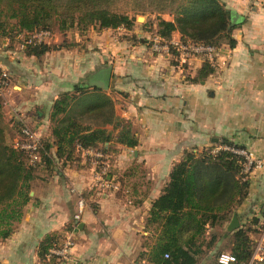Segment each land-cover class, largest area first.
<instances>
[{"label":"crops","instance_id":"1","mask_svg":"<svg viewBox=\"0 0 264 264\" xmlns=\"http://www.w3.org/2000/svg\"><path fill=\"white\" fill-rule=\"evenodd\" d=\"M221 1L238 15L231 32L235 44L223 41L216 47L214 70L201 80L193 79L203 57L180 62L176 53L153 52L149 34L135 27L58 33L48 42L62 46L40 56L5 51L3 61L13 78V91L4 101L13 110L7 122L19 121L46 138L54 166L31 181L22 219L9 237L0 239V264H51L38 256V244L73 218L76 194L69 187L90 191L96 185L68 257L55 264H136L134 252L143 248L134 236L142 231L151 201L185 150L224 137L264 158V5ZM162 17L172 19L167 13ZM170 38L180 39L179 32ZM99 81L107 88L95 84ZM76 84L99 87L114 100L115 114L130 121L138 139L135 148L114 141L110 151L76 144L71 156L56 157L51 106ZM140 170L146 173L144 182L135 175ZM102 171L103 187L97 180ZM247 179V195L235 213L240 223L258 217V228L264 220V166L252 169ZM129 185L138 193L129 192ZM257 234L249 232L251 239Z\"/></svg>","mask_w":264,"mask_h":264},{"label":"trees","instance_id":"2","mask_svg":"<svg viewBox=\"0 0 264 264\" xmlns=\"http://www.w3.org/2000/svg\"><path fill=\"white\" fill-rule=\"evenodd\" d=\"M120 1L123 0H0V37L16 44L15 50L4 45V51H16L33 31L48 29L52 32L50 24L57 17V31L60 33L72 29L81 33L89 27L97 30L131 29L135 17L115 9ZM151 1H154L152 10L158 13L154 34L169 39L172 32L178 31L181 41L216 47L225 41L230 47L234 46L231 32L238 24L229 27L232 13L221 0ZM250 1L264 5V1ZM135 3L142 10H147V5L137 0ZM160 12L171 15L172 19L163 18ZM139 25L143 29L146 22ZM60 45L44 41L26 44L22 51L40 56ZM213 70L212 63L204 60L193 80L204 79ZM3 71L0 66V77ZM49 118L55 122L51 133L57 148L56 157L71 156L76 144L82 148L101 147L103 151L113 148L111 141L130 148L138 144L130 121L115 114L114 100L96 86L88 88L76 84L72 92L60 94L52 103ZM23 126L28 125L19 121L5 122L0 108L1 240L9 237L16 223L22 219L24 206L31 198L29 192L31 181L37 175L36 169L46 170L54 166L51 153L38 165L31 166L25 152L13 146L12 141L21 134ZM41 141L49 152L50 142L46 138H41ZM218 141L243 147L229 138L222 137ZM104 142H109L107 148H103ZM201 149L204 150L200 153L194 148L183 152L172 165L160 193L151 201L143 228L153 229L154 241L149 249L143 248L139 252L136 264H196L205 249L214 246L216 241L215 235L205 238L206 226L218 222L227 226L246 197L249 182L241 171V157L223 149ZM90 194L91 191H81L85 199ZM258 220V217H252L249 222L240 223L238 218V227L230 233L233 240L230 252L235 261L228 264H264V258L249 263L253 242L249 232L258 230ZM74 225L72 218L62 231L44 236L37 249L42 261L55 264L61 260L57 256L48 257L49 249L54 244L60 245ZM216 264L219 263L216 261Z\"/></svg>","mask_w":264,"mask_h":264},{"label":"built area","instance_id":"3","mask_svg":"<svg viewBox=\"0 0 264 264\" xmlns=\"http://www.w3.org/2000/svg\"><path fill=\"white\" fill-rule=\"evenodd\" d=\"M264 1V0H253ZM53 33L48 29H39L31 32L28 37L24 38L20 43L19 48L24 49L26 44H39L44 41H48L52 38ZM149 46L153 52L157 53H176L179 56L180 62H185L189 57L201 56L204 60L212 63L216 46L212 44L204 43H192L189 41H181L180 39H165L158 35H153L149 38ZM8 75L4 70L0 77V88H4L7 85ZM41 136L35 129L29 126H23L21 134L15 137L12 141L15 148L23 150L26 154L28 163L31 166H36L41 163L44 157H47L51 152L46 151L43 147ZM214 151L220 149L231 151L241 157L242 173L247 178L248 173L252 169L262 168L264 166V158L257 157L250 150L244 147H236L230 143H218L215 144ZM79 148H82L78 145ZM97 156H101V152L96 153ZM102 176L105 173L102 171L98 174L99 186H104ZM96 177V178H97ZM70 193L76 194V211L73 214L74 228L67 233L64 241L60 244H54L48 252V257L57 256L60 259H66L69 254V250L74 244V231L77 229V223L81 219V214L86 206L85 198L81 196V191H78L75 186L70 187ZM252 252L249 263L253 261H261L264 258V220L258 225V234L252 240ZM216 261L219 264H228L235 261L234 255L230 251H222L217 257ZM141 264H146L141 262Z\"/></svg>","mask_w":264,"mask_h":264},{"label":"rangeland","instance_id":"4","mask_svg":"<svg viewBox=\"0 0 264 264\" xmlns=\"http://www.w3.org/2000/svg\"><path fill=\"white\" fill-rule=\"evenodd\" d=\"M140 1L142 5H147V10H142V8H140V6H136L138 4H136V0H123L118 2V6L115 8L119 11H124L127 12L129 16H133L135 17L134 20V27L137 29H141L143 30V32H145L146 34H149L150 37H152L154 35V23L156 22V14L158 15V13L154 12V1L151 0H137ZM164 14H166L165 12H160V16H163ZM138 16H142V19L137 18ZM146 22V27H144L143 29L140 27L139 23H143ZM58 23H59V18H54V20H52L51 28H52V40L55 37L56 34L60 33L57 31V27H58ZM70 31V30H68ZM50 41V40H48ZM52 42V41H51ZM4 45H8L11 48H14L16 46V44L14 43H10L9 40L5 39V38H1L0 37V61H2L1 65L2 69L6 71L7 75H8V80H7V85L4 88H0V108L3 111V119L5 122H7L9 120V117H11L12 114V109L6 105V103H4V101L7 99V93L12 92L13 90L11 89V84L13 81V78L10 76V72H9V67L7 65H5L6 63H4V59L5 58V49H4ZM15 50V48H14ZM16 51H22V49L17 48ZM4 97V98H3ZM3 102V103H2ZM55 122L51 123V126L54 125ZM219 141L211 143L209 146H207L206 148L214 149V147H216L215 144H218ZM204 149L198 148L196 152L200 153L202 152ZM37 172H41V169H36ZM53 172V171H52ZM51 172V173H52ZM53 174V173H52ZM145 171L144 170H140L137 171V174H135L137 177L141 178L142 181L144 182V180L146 179V175H145ZM117 177V175H116ZM104 182H106L105 176H102ZM71 187V186H70ZM69 187V189H70ZM103 187V186H102ZM106 188V186L104 187ZM119 191L122 193V187L119 185L118 187H116ZM129 185L128 190L129 192H133L134 190L137 191L138 190ZM149 186L146 188L148 189ZM77 189V188H76ZM97 189V190H96ZM142 192H145V188L142 187ZM78 190V189H77ZM70 191V190H69ZM81 191V190H78ZM91 194L94 192L98 191V186H93V188H91ZM133 194V193H132ZM77 197V196H76ZM77 199V198H76ZM86 201V199H85ZM92 208L95 209L96 207L92 204ZM141 230V228H140ZM231 231H227L226 230V224L225 223H216L215 225H207L206 229H205V238L209 239V237L211 235H215L216 241L214 246H212L211 248H206L204 253L200 255V257L197 260L196 264H216V255L217 253H220L222 251H230L231 247H232V236H231ZM255 238V235L253 236L252 240ZM134 239L136 240L137 246H139L140 248H145V249H149V246L153 243L154 241V231L153 229L149 228L148 230H145L144 228L142 229V231L137 232V234L134 236ZM140 250H135L134 257H138ZM133 264V263H132Z\"/></svg>","mask_w":264,"mask_h":264},{"label":"water","instance_id":"5","mask_svg":"<svg viewBox=\"0 0 264 264\" xmlns=\"http://www.w3.org/2000/svg\"><path fill=\"white\" fill-rule=\"evenodd\" d=\"M237 17H238V15L236 13L232 14L229 27L233 26L235 24ZM137 18L142 19V16H138ZM95 84L99 85L103 88H107V85L104 82L99 81ZM215 140H216V142L218 141V139H215ZM77 224H79V225H77L78 228L82 227V223H77ZM238 225H239L238 217H237L236 213H233L230 221L228 222V224L226 226V229H227V231H232L233 229L237 228Z\"/></svg>","mask_w":264,"mask_h":264}]
</instances>
